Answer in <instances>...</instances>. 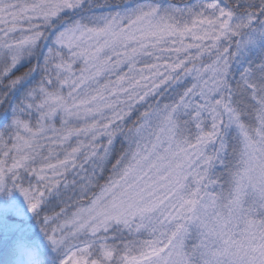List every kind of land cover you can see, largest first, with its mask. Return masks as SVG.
<instances>
[{
  "label": "snow or ice",
  "instance_id": "snow-or-ice-1",
  "mask_svg": "<svg viewBox=\"0 0 264 264\" xmlns=\"http://www.w3.org/2000/svg\"><path fill=\"white\" fill-rule=\"evenodd\" d=\"M0 264H264V0H0Z\"/></svg>",
  "mask_w": 264,
  "mask_h": 264
}]
</instances>
